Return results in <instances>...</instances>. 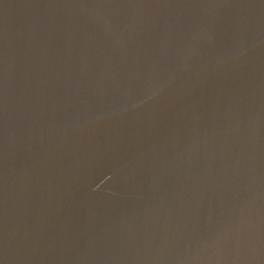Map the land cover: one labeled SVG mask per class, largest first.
Instances as JSON below:
<instances>
[{"label": "water", "instance_id": "water-1", "mask_svg": "<svg viewBox=\"0 0 264 264\" xmlns=\"http://www.w3.org/2000/svg\"><path fill=\"white\" fill-rule=\"evenodd\" d=\"M0 264H264V0H0Z\"/></svg>", "mask_w": 264, "mask_h": 264}]
</instances>
